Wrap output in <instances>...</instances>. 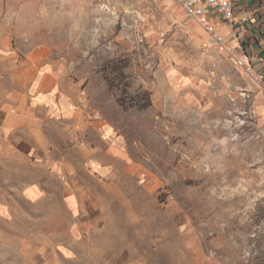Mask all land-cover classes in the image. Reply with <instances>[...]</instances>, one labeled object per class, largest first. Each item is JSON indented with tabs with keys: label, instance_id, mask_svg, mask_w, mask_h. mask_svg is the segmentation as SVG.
Instances as JSON below:
<instances>
[{
	"label": "rangeland",
	"instance_id": "obj_1",
	"mask_svg": "<svg viewBox=\"0 0 264 264\" xmlns=\"http://www.w3.org/2000/svg\"><path fill=\"white\" fill-rule=\"evenodd\" d=\"M3 43L43 53L119 151L99 227L0 221V264H264V89L174 0H0Z\"/></svg>",
	"mask_w": 264,
	"mask_h": 264
},
{
	"label": "crops",
	"instance_id": "obj_2",
	"mask_svg": "<svg viewBox=\"0 0 264 264\" xmlns=\"http://www.w3.org/2000/svg\"><path fill=\"white\" fill-rule=\"evenodd\" d=\"M242 7L256 14L239 31L253 68L264 75V0H242ZM191 24L198 35H207L198 22ZM7 47L0 49V221H39L43 233L44 220L60 218L61 210L69 219L67 235L91 233L107 218L110 173L102 156L115 160L119 141H109L103 121L83 114L43 53L22 57ZM79 165L88 177H77ZM26 247L23 242L18 249Z\"/></svg>",
	"mask_w": 264,
	"mask_h": 264
},
{
	"label": "built area",
	"instance_id": "obj_3",
	"mask_svg": "<svg viewBox=\"0 0 264 264\" xmlns=\"http://www.w3.org/2000/svg\"><path fill=\"white\" fill-rule=\"evenodd\" d=\"M187 20L198 22L209 41L222 54L233 58L258 83L264 75L256 73L239 31L256 19L254 10L242 7V0H175Z\"/></svg>",
	"mask_w": 264,
	"mask_h": 264
}]
</instances>
